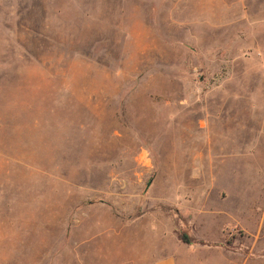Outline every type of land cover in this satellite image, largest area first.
<instances>
[{
    "label": "rangeland",
    "instance_id": "1",
    "mask_svg": "<svg viewBox=\"0 0 264 264\" xmlns=\"http://www.w3.org/2000/svg\"><path fill=\"white\" fill-rule=\"evenodd\" d=\"M229 193L264 222V0H0V264L229 253Z\"/></svg>",
    "mask_w": 264,
    "mask_h": 264
},
{
    "label": "crops",
    "instance_id": "2",
    "mask_svg": "<svg viewBox=\"0 0 264 264\" xmlns=\"http://www.w3.org/2000/svg\"><path fill=\"white\" fill-rule=\"evenodd\" d=\"M229 197L234 204H240V212L244 213L242 218V216L235 215L229 209V227L236 224L243 228L253 229L252 232L246 230L247 235L245 237L234 238L232 243H229V253L209 255L205 252L206 249H209V246L200 243L198 246H194V248H187L185 246L182 250L158 257L152 264H188L189 258L193 259L197 255L201 256L195 259V264H264V238L262 236L264 233V222L260 218L253 217L252 221H255L253 228L252 221L248 218L251 211L250 207L244 208L239 201H233V198L237 197L235 194L229 193ZM239 246L242 247L240 248ZM196 247H198L197 251L200 250L198 253L194 250ZM257 250L263 251L257 252Z\"/></svg>",
    "mask_w": 264,
    "mask_h": 264
},
{
    "label": "trees",
    "instance_id": "3",
    "mask_svg": "<svg viewBox=\"0 0 264 264\" xmlns=\"http://www.w3.org/2000/svg\"><path fill=\"white\" fill-rule=\"evenodd\" d=\"M181 238L185 243H190L189 239L184 234L181 235Z\"/></svg>",
    "mask_w": 264,
    "mask_h": 264
}]
</instances>
